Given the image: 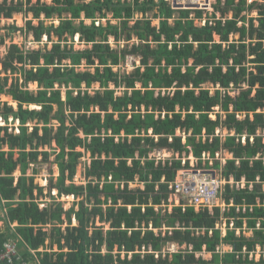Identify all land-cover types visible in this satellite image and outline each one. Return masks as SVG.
<instances>
[{
	"label": "trees",
	"instance_id": "16d2710c",
	"mask_svg": "<svg viewBox=\"0 0 264 264\" xmlns=\"http://www.w3.org/2000/svg\"><path fill=\"white\" fill-rule=\"evenodd\" d=\"M22 12L31 14L25 33L33 43H40L43 36L51 42L52 33L57 42L42 51L12 45L1 62L5 72L19 75L20 80H12L7 91L9 78L0 80V96L12 97L17 104L15 108L0 101V117L19 122L17 134L0 126V195L26 247L38 251L50 240V253L42 254L39 264H264L263 256L258 262L250 257L258 248L264 251V207L239 215L253 229L249 239L242 234L236 238L233 231L221 239L214 229L220 221L218 208L210 214L181 205L163 213L171 183L180 171L191 168L188 158L207 169L202 155L214 159L222 151L231 155L221 169L223 178L246 181L239 190L226 185L225 203L252 206L258 198L264 200V0H216L206 17L200 10H175L164 0L0 3V18L11 19ZM108 13L116 25L111 21L96 25ZM252 13L257 16L251 17ZM54 15L57 26L43 24ZM33 20H38L37 26ZM204 20L205 25L197 24ZM4 30L0 46L15 33ZM76 37L90 49L75 50ZM113 38L120 49L112 48ZM128 57L139 60L140 66L133 74L120 76L114 68ZM83 62L95 72L77 73ZM95 83L100 91L94 95L81 90L82 85L89 89ZM111 83L124 86L122 96L110 89ZM31 85L37 88L35 96L28 91ZM67 117L71 124L64 133ZM52 120L61 123L59 132L48 126ZM52 141L59 150L54 159L59 176L50 182L47 194L56 189L59 197L74 196L75 204L66 212L54 203L39 209L33 191L43 196L44 189L26 177L29 164H36L39 156L49 161L51 153L39 150ZM5 144L9 151L2 150ZM163 150L173 153L174 159L149 158ZM87 154L91 160L85 171L87 184L64 185L66 178H76V166ZM219 167L218 162L213 164L214 169ZM16 170L20 177L14 185ZM62 214L68 222L66 235L55 226L63 223ZM234 215L232 208L228 216ZM259 220L262 229L257 230ZM234 223L242 228V219ZM48 225L50 234L44 232ZM163 229L170 234L163 236ZM6 231L0 228L1 247L14 236L9 226ZM170 244L186 249L169 253ZM220 245L231 253L216 255ZM203 249L211 255L210 261L196 259ZM28 251L19 256L26 264L31 260L35 264Z\"/></svg>",
	"mask_w": 264,
	"mask_h": 264
},
{
	"label": "rangeland",
	"instance_id": "374dc122",
	"mask_svg": "<svg viewBox=\"0 0 264 264\" xmlns=\"http://www.w3.org/2000/svg\"><path fill=\"white\" fill-rule=\"evenodd\" d=\"M8 1L9 2L14 1L15 3H17V2L25 3L26 0H8ZM88 1H90V0H86V2H88ZM215 1L216 0H210V9H205L203 7L192 6V5H184V6H182V9H178L181 6H179L178 8H175V4H170L168 2L167 3L170 4L172 6V8L175 9V10H193V11L200 10V11H204L205 12V17H206V15H210L213 12V4H215ZM1 2H3V0H0V3ZM34 2H36V0H31V3H34ZM45 2L47 4H49V3H51V0H45ZM81 3H82V1H81ZM24 7L25 6H23V8ZM178 15H179V13L176 12V16H178ZM96 16H98V15L96 14ZM150 16H151V13H148L147 14V18H149ZM230 16H231V14L228 15V17H230ZM252 16L256 17L257 13H254V14L252 13L251 17ZM112 17H113L112 13H108L107 19H100V20L97 19L96 25L102 24L103 26H106L108 21H111L113 25H116L117 22ZM82 18H83V16H82ZM31 20H32L31 14L29 13L28 15H25L23 12L14 15L13 18H11V19L0 18V36L1 37H4L5 33L7 32V30H4V29H13L15 31V33L13 35V39H11L10 37L6 38L5 42H4V45L0 46V80L4 81L6 78H9V80H10L9 81V85L7 87H5V91H7L10 88L12 80H16L17 78H18V80H20L19 75L18 76H12L9 72H5L4 67L1 64V62L4 61V58L6 57V54H7L8 50H9V48L12 45H18L20 47V49H22V50H33V51L34 50H36V51L40 50V51H42L44 49H48L49 50L51 48L52 43L57 42V37L52 33L51 34V36H52V41L51 42H49L47 40L46 36H43L41 38V40H40V43H37V42L33 43L32 42L33 39L31 38V35L28 36L25 33L26 22L27 21H31ZM39 20L43 21L44 19L42 17H40ZM205 23H206L205 20L203 22L197 21V24H200V25H205ZM43 24L46 25V26H49L51 24L57 26L59 24V20L54 15L53 19L45 21V22H43ZM75 24L78 25L79 21H75ZM85 24L89 26L90 21H86ZM157 24H158L157 21L153 22V25H157ZM32 25L33 26H37L38 25V20H33L32 21ZM230 39L231 40L237 39V36H231ZM68 43L71 44L70 41ZM73 43H74V47H75L74 49L77 50V51H82V49H90V47H91L90 45H85L84 43L80 42V39L78 37H76V39H75V41ZM110 44L112 45V48H114L116 50L121 48L120 44L118 45L116 42H114V38L110 40ZM139 62L140 61L136 60V58H134V57H128L127 60L122 62L119 67H117V68L115 67L114 68V72L115 73H119L120 76L133 74L139 68V66H140ZM66 64L68 65V62ZM50 69L52 70V68H50ZM75 71L77 73H81V74L82 73H91L92 74L93 72H95L94 68H91V69L87 68L85 66L84 62L82 63V65L80 67L76 68ZM20 83H21V81H20ZM207 87H208V85H205V88H207ZM110 89L111 90L115 89L116 93H117V96H122L124 91H125L124 86L115 87V85L112 84V83L110 84ZM137 89H141V84L137 85ZM71 90H73V89L71 88ZM81 90L82 91L83 90L87 91L89 94L94 95L95 92L100 91V86H99L98 83H95L92 88L86 89L85 86L82 85ZM28 91L33 96H35V94L37 93V88L35 86L31 85V86L28 87ZM130 93H131V91H130ZM156 93H158V91ZM62 100H64V98ZM0 101L3 104L5 102H7L9 105H12L15 108H17V104L13 101L12 97H6L5 95L4 96H0ZM33 108L34 107H31V109H33ZM64 113L69 114L70 111L66 110V111H64ZM52 114H54V112ZM66 114H64V115H66ZM70 124H71V120H70L69 117H67L66 121H64V124H63L64 133L68 132V130L66 128L68 126H70ZM0 126H8L9 127V131L10 132L13 131V132H15V134H17L18 131H19V129H18L19 128V122H18V120H13L12 117L9 118L8 122L3 117H0ZM48 126L52 128L53 132H59L62 129L61 128L62 125H61V123L58 120H52L51 123H49ZM30 130H31V128L29 127V131ZM3 133H4V131H3ZM178 134H179V132H178ZM217 134L225 135V132L224 131H218ZM2 150L3 151H9L8 145H6V144L3 145ZM77 151H82L83 152V150L79 149V147H77ZM39 152H48V153H51V154L49 155V161L48 162H43L41 160L42 157L39 156L38 162L36 164H29L28 168L26 169V177H29V178L32 177L33 181H34V185H37L39 188H43L44 189L43 190V194H42L43 196H38L37 190L33 191V195H34V198H35L34 202L37 203L39 209H43L44 207H47L48 206L47 204H49V203H54L55 207H56L57 204H61L63 212L71 210L73 208L74 204H75V201H76L74 196H61V197H59L57 195L56 189H52L51 190L50 196L47 194V193H49L50 182L54 183L56 181V179L58 178V176H59L57 165L54 162L56 153L59 152V150L57 149V145L55 144V142L52 141L50 146L43 147V149H40ZM216 154H220L219 160H216ZM216 154H215V158L214 159H210L209 155H206L204 160L202 158L203 161H208V165H209L210 168H207V169L198 168L197 161L192 156H190L188 159L191 160V168L184 169V170L180 171L178 176H177V178H176V180L178 179V177H181V172H183V171H190V172H193V173L200 172L201 175H203V176H204V174H207V173L211 174L212 176H214V174H220V176L223 178V176L221 174V169H222V167L225 164L221 165L222 164V160H224L225 163H226L227 160L231 159V155L228 154L226 151H222V152H219V153H216ZM16 158H17V155L15 154L14 155V159H16ZM149 158L150 159H155L156 158L157 161H160V160H163V161L164 160H173L174 159V154L171 153L170 151H167V150L156 151L155 153L149 154ZM176 158L179 159L178 156L177 157L175 156V159ZM188 159L184 158L183 159V164H185L186 160H188ZM26 162L28 163V160ZM216 162H218L219 165H220V167L218 169H214L213 168V164L216 163ZM90 163H91V160L89 158V155L87 154L80 160L79 165L76 166V171H77V176H75L76 178H74L72 181L69 180L68 178H66V180H64V185L68 186L72 182L76 183V185H78V186L86 185L88 181L85 179V171H86V167L90 166ZM13 176H14V179H15V182H14V185H15L17 183V179L20 177V171L16 170L14 172ZM223 179H225V178H223ZM234 182H236V181H234ZM240 182H238V183H240ZM258 182H259V179H258ZM245 183H244V186H245ZM27 186H29V181L27 182ZM136 187H137V185H133L132 186V188H136ZM250 189H253V186H251ZM262 189H264V183H263ZM224 194H225V188L222 191V195H224ZM71 197H73V198H71ZM2 200L5 201L4 206H3V204H1ZM178 200H179V198L176 197L172 193L171 196H170V199H169V204L163 206L164 207L163 213L165 212V209H169V211H171L175 207H179L180 208L181 205H179ZM258 200H261V199L258 198L257 201ZM257 201H256L255 205H252L253 206V210L257 206ZM27 202H31V200H27ZM230 202L233 203L232 200H230ZM181 204L182 205L187 204L186 207H188V206L194 207L196 209V211H198V212H199L200 209H203V208H197L195 206L189 205L188 200L183 199V198H181ZM228 204H230V203H228ZM236 207H240V208L241 207H247V212H248L249 208L251 206H247V205L236 206L233 203V207H231L229 209V212L228 213H224V214H221L220 213V209L218 208L219 209V213H220V221L216 225L221 224L222 221H225V224L228 227L230 222H231V220H232L234 228H233V230L227 229L226 234H227L228 231H233L235 233L236 238H238V236L240 234H242V235L245 236L246 239H249V238H251V236H253V229H248L247 228V220H246V218L239 216L240 214H245L247 212L244 213V212L240 211L239 213H236ZM257 207H259V206H257ZM4 208L7 209L6 213L3 212ZM232 208H235V215L234 216H228V214L230 213V210ZM182 209L185 211L186 208L182 207ZM214 209H216V208H214ZM214 209H213L212 213H210L208 211V209H206V210L210 214H213ZM156 210H158L157 207H156ZM8 211H9V207H8L7 201L0 195V218H1V220H0V228H1V231L3 233L8 232L6 230H7V227L9 226L11 233H13L16 236V239L18 240L17 241L18 242V245H17L18 254L19 255L22 254L27 248V249H29L28 252L30 253V255L32 256L31 253H33L34 256H35V259L41 262L42 254L50 253V251H49V249H50L49 248L50 240L49 239L46 240L44 247H41L38 251H33L29 247H26L27 245L24 242V236L21 234V231H20V233L18 231H17L18 233L16 232L17 224L15 222L11 223L9 221V219H8L9 218L8 217ZM249 213H253V212L249 211ZM61 219H63V223L62 224L56 223L55 226L61 230V233L63 235H66L68 233L67 232L68 222H67V219H66V214H62L61 215ZM236 219H242V228L235 227L234 221ZM227 220H228V223H227ZM258 222H261V221L259 220ZM76 224H77V222L74 221V225H76ZM223 224L224 223H222V225ZM97 225L99 226L101 224L97 223ZM216 225H215L214 229L218 230L220 232V238L224 239L226 234L224 236H222L221 230L220 229H216ZM260 226H261V224H260ZM51 227H52L51 225L46 226V228H44V232L49 233V234L52 233ZM256 227H257V224H256ZM108 229H109L108 225H106V230H108ZM260 229H262V227ZM260 229H257V230H260ZM235 230H237V233H239L238 235H236V231ZM158 232H159V230H155V233H158ZM169 234H168V232L165 231V229H163V232H162L163 236L169 235ZM211 234H212V231L209 232V235H211ZM11 239H15V238H13V236H12ZM21 243H24L25 246H22ZM2 247H3V245H2ZM2 247L0 246V249ZM219 247L221 248V250L224 251L223 255H224V253L226 254L230 250V248L224 247L223 245H220L217 248H219ZM217 248H216V250H217ZM185 249L186 248L180 249L179 247L174 246L173 244H170L166 248V251L169 252V253L170 252L171 253H179V251H181V250L185 251ZM52 251L53 252H57V249L54 247V248H52ZM190 252H192V248H191ZM104 253H106V252H104ZM215 254L219 255V254H217L216 251H215ZM253 255H254V253H253ZM259 255H260V253H259V250H258L256 255H255L256 262L259 261ZM219 256L221 257L222 255H219ZM199 258H202V260H204V261H210L211 260V255L207 254L205 252V249H203L202 253L196 254V259H199Z\"/></svg>",
	"mask_w": 264,
	"mask_h": 264
},
{
	"label": "built area",
	"instance_id": "2783aa9c",
	"mask_svg": "<svg viewBox=\"0 0 264 264\" xmlns=\"http://www.w3.org/2000/svg\"><path fill=\"white\" fill-rule=\"evenodd\" d=\"M165 2H168L170 4H175L178 6L179 3H187L190 1H198L199 3H202V7L205 9H210V0H164ZM178 3V4H176ZM208 154H203L202 158L206 157ZM220 154H216V160H219ZM225 161L222 160V164L224 165ZM204 174V173H203ZM234 180L231 178L229 182H227L225 179H223L220 174H214L212 176L211 174L207 173L201 175L200 172L193 173L190 171H183L181 172V177H178V179L171 184L170 189L172 190V193L179 198L178 203L181 204V198L188 200L189 205L195 206L197 208H203L208 209L210 213H212L214 208H219L220 213H228L229 209L233 207V203L230 202V204L221 203L219 201V198L222 195V191L225 188L227 184H230L231 187H234L236 190H239L242 186H244V183L246 182L245 179H242L240 183L233 182ZM181 197V198H180ZM1 204H5V201L2 200ZM187 204L183 205V207H186ZM257 206L264 207V200L261 202V200L257 201ZM247 212V207H236V213L239 212ZM250 212H253V206L249 208ZM3 212L6 213L7 209L4 208ZM222 220V219H221ZM222 223H224L222 225ZM221 224L216 225V229L221 230L222 236L226 234L227 229L233 230L234 225L231 220L229 226L227 227L225 224V221H222ZM260 222L257 223L256 229H260ZM238 235L239 233H237ZM17 245L18 242L15 240H11L6 242L3 247L0 249V264H26L24 261H22L21 257L18 254L17 251ZM259 250V259L261 256H264V251L261 252ZM217 254L223 255V250L221 248H217L216 250ZM231 253V249L227 252ZM244 253L246 254L247 251L245 249ZM257 253V252H256ZM256 253L253 255L251 254V260L255 257ZM32 257L35 260V264H39L38 260L35 259V256L33 253ZM225 254V253H224Z\"/></svg>",
	"mask_w": 264,
	"mask_h": 264
},
{
	"label": "bare ground",
	"instance_id": "6f19581e",
	"mask_svg": "<svg viewBox=\"0 0 264 264\" xmlns=\"http://www.w3.org/2000/svg\"><path fill=\"white\" fill-rule=\"evenodd\" d=\"M176 4H178V3H176ZM184 5H192V6H199V7H202L203 5H202V3H199L198 1H190V2H187V3H179L178 4V6H184ZM71 198H73V197H71Z\"/></svg>",
	"mask_w": 264,
	"mask_h": 264
},
{
	"label": "crops",
	"instance_id": "0c3cea01",
	"mask_svg": "<svg viewBox=\"0 0 264 264\" xmlns=\"http://www.w3.org/2000/svg\"><path fill=\"white\" fill-rule=\"evenodd\" d=\"M231 178L233 179V177H230V178H229L228 180H226V181L229 182ZM233 182H234V181H233ZM227 185L230 186V184H227ZM225 188H226V186H225ZM230 188H231V189H234V187H231V186H230ZM219 201H220L221 203H222V202L225 203V201L223 200L222 196H221V198H219ZM229 203H230V201H229ZM225 204H226V203H225ZM30 264H33V263H32V260L30 261Z\"/></svg>",
	"mask_w": 264,
	"mask_h": 264
},
{
	"label": "clouds",
	"instance_id": "9594fccd",
	"mask_svg": "<svg viewBox=\"0 0 264 264\" xmlns=\"http://www.w3.org/2000/svg\"><path fill=\"white\" fill-rule=\"evenodd\" d=\"M178 7H179V6H178ZM13 238H15V239H11V240L18 241V240L16 239V236H15V235L13 236ZM11 240H10V241H11ZM7 242H8V241H7ZM4 244H5V243H4ZM4 244H3V245H4Z\"/></svg>",
	"mask_w": 264,
	"mask_h": 264
},
{
	"label": "water",
	"instance_id": "95a60500",
	"mask_svg": "<svg viewBox=\"0 0 264 264\" xmlns=\"http://www.w3.org/2000/svg\"><path fill=\"white\" fill-rule=\"evenodd\" d=\"M175 8H178V6H177V5H175ZM178 9H182V7L178 8Z\"/></svg>",
	"mask_w": 264,
	"mask_h": 264
}]
</instances>
